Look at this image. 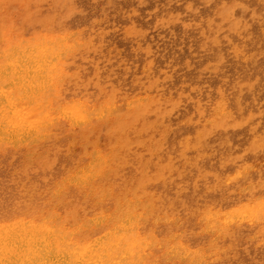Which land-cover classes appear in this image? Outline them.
<instances>
[{
    "label": "rangeland",
    "instance_id": "obj_1",
    "mask_svg": "<svg viewBox=\"0 0 264 264\" xmlns=\"http://www.w3.org/2000/svg\"><path fill=\"white\" fill-rule=\"evenodd\" d=\"M0 2V41L19 39L21 35V38L26 39L31 34L44 33L46 29L59 31L69 27L75 30L94 27L96 31L95 20L104 15L107 19L108 33L105 40L97 44L96 48L70 61L68 70L74 71L76 76L59 87L49 88L43 98L45 105L50 102L51 107L56 108L63 104L70 106L82 102L78 104L91 106L95 103L97 106L103 104V107H108L112 102L123 105L127 99L129 102H137L142 99V94L153 95L152 97L162 95V98H158L159 102L145 114L137 102L134 103L135 107L128 108V112L133 115H126L124 119L120 116L115 128L108 126L106 129L104 127L105 130H96L98 133L94 136H97L90 139L95 141L94 146L92 142V146H87L83 153L75 150L76 146L71 144L74 138L60 129L55 121L53 125L42 122L43 132L28 138L31 148H37L28 160L24 159L23 148L6 149L0 154V217H9L15 208L23 210L26 206L39 207L44 198L39 196L38 190L60 176L65 177V170L71 166L74 169L78 163L87 162L86 157H83L88 154L87 150L98 151L102 144L106 146L101 153L112 151L115 155L112 161L115 164H111L108 169L106 167L110 172L108 178L111 185H123L125 175L137 179L142 176L140 173L144 168L146 181L143 185L138 184L139 187L132 192L136 194L143 191L145 195L142 194V205H145L142 206V216L146 215L144 212L148 214L149 210H153L151 215L148 214L147 221L164 216L166 220L176 222L179 218L178 223L184 221L183 225L188 230L186 239L190 247L194 244L195 249L206 245L209 240L206 235H198L200 228L194 220L200 215L199 212L207 208L226 211L264 197L261 195L264 194V186L261 185L264 180V0ZM132 29L130 34H123V31L128 33ZM108 48L113 49V52ZM147 66L152 68L151 72L144 70ZM6 83L3 85L8 90L9 84ZM56 90L59 91L55 92ZM220 94L228 99L234 111V119L221 125L205 126L204 121L208 119L206 110ZM54 98L56 101L52 103ZM165 98H172V102L166 104L162 101ZM236 101L239 106H236ZM25 107L22 102L17 104V109L22 112ZM189 116L193 118V123L184 124ZM127 135L131 140L125 147L122 140ZM160 136H163L162 139ZM153 138L156 143L152 147V154L142 153L146 152V147L151 145ZM80 140L81 136L78 138ZM67 142H71L68 146L71 145L73 152L69 150L71 148H67ZM78 143L83 145L84 142ZM112 146L114 147L111 148ZM122 149L128 152L125 153ZM14 169H17L16 172ZM252 183L258 187L255 191L243 194L240 192L241 188L249 189ZM23 187L34 189L29 191ZM233 190L234 193L231 194ZM151 199H154L153 203ZM164 222L166 221H156V226L147 225L142 230L147 234L157 232L158 235H165V232L171 231L172 225ZM256 224L244 223L236 226L237 228L232 227L230 235L218 242L225 246L224 249L228 250L229 247L230 252L227 251L213 261L212 258L208 261L205 259L204 264H263L264 230L260 231L261 226ZM256 237L260 239L257 240ZM223 255L226 259H223Z\"/></svg>",
    "mask_w": 264,
    "mask_h": 264
},
{
    "label": "bare ground",
    "instance_id": "obj_2",
    "mask_svg": "<svg viewBox=\"0 0 264 264\" xmlns=\"http://www.w3.org/2000/svg\"><path fill=\"white\" fill-rule=\"evenodd\" d=\"M48 9H50V7ZM106 22L107 19L104 15L95 20L94 25L97 27L96 31L94 27H80L77 30L69 27L60 29L59 31L46 29L44 33H40L39 30L42 29H39V34L32 36L30 32L31 36H28L29 38L26 39L21 38L22 35L20 37L19 34V39L13 38L14 40L0 41V148L2 150L0 154L4 153L6 149L11 147L18 149L23 148L25 150L24 159L28 160L29 156L34 154L37 149L31 148V145L28 144V138H30L31 135H37L42 131V122L50 125L54 121L61 127L60 129H63L64 132L67 131L66 133L74 138L75 142L66 143L67 148H71V145L68 146L71 143L76 146L75 150L83 153L87 146H92L90 145L92 142L94 146L95 141H91L90 139L95 133H98L96 130L100 128L103 130L104 127L106 129L108 126L115 128L120 121V116H122V118L124 116L126 117V115L132 116L133 113L128 112V108L135 107L134 103L137 104L138 102V106H142V113L145 114V112H147L153 105L159 102L158 98H162V95L152 97L153 95L149 96L148 94H142V99L140 98L137 102H129L127 99V102L122 103L123 105H121L111 101L112 103L109 106L107 105L108 107H103V104L97 106L95 103L91 106H81V104H78L82 102L73 105L70 104V106L63 104L56 108H52L50 102L47 105L44 104V94L49 88L52 86L59 87L64 82L69 81L71 77L76 76L74 71L68 70L70 61L76 59L77 56L81 54L83 55L87 53L89 50L91 51L97 44L102 43L103 40H105L108 33ZM126 29H124V31ZM124 31L123 34L127 35L130 34L133 29L128 31V33ZM108 50L113 52V49L111 48H108ZM245 60H248V58H245ZM144 70L151 72L152 68H148L147 66ZM5 82H7L6 84H9V91L3 85ZM53 90H55V88H53ZM57 91L59 90H56L55 92ZM107 97H109V95ZM227 100L226 97L220 94V96L210 104L209 109L206 110V112H208V119H205L204 121L205 126H211V124H214L215 126L221 125L234 119V111ZM27 101H30L31 103L28 104L26 103ZM55 101L56 99L53 100L52 103ZM120 101L121 99L118 102ZM162 101L169 105L172 102V98H165L162 99ZM19 102L26 105L23 112L17 109V104ZM101 102L103 101L101 100ZM236 106H239L237 101ZM117 118H119V120ZM186 123L192 124L193 118L189 116V119H187L184 124ZM166 128L164 127V129ZM164 133H166V131H164ZM105 135L107 136V134ZM80 136L82 137V140L78 141ZM160 137L162 139L163 136ZM130 140V136L128 135L122 140L125 147L128 146ZM81 141L84 142L83 145L78 143ZM155 143L156 141L153 138V140H151V145L146 147V152L142 153L152 154V147ZM54 146H56L55 143ZM105 146L102 144L101 147L98 148V151L95 149H86L88 154H85L83 157H86L87 162H80V164L77 162L78 166H75L76 168L71 169L73 167L71 166V168L65 170V177L60 178V176L59 179H55L53 183L38 190L37 193L39 196L44 198L39 207H35L36 205L31 208L30 206H26L23 210L15 208L13 214L9 217H0V264H204L205 259L208 261L212 258L213 261L214 258H219L220 255L225 254L230 250L229 247L228 250L224 249L225 246L223 247L219 245L218 242L226 239L228 234L230 235L229 231L232 227L237 228L236 226L244 223H248L249 225H257L256 223H258L261 226L260 231L264 230V197H258L253 201L251 200L252 203L247 202L244 205H234L237 207H231L226 211L207 208L203 212H199L200 215H198L194 221H196V225L200 228L198 235H206L209 240L206 245L204 244V246L197 249L193 247L194 244L193 246L191 245L193 248L190 247L186 239L188 230H186L183 225L185 222L182 221L178 223V217L176 222L173 220H166V216L157 220L152 219L151 221H147L148 214L151 215L153 210H149L148 214L144 212L146 215L142 216V206H145L142 205V199H144L142 197L144 195L142 193L143 191H139L136 194L132 192H134V188L139 187L138 184L143 185L146 181L144 168L141 170L142 174L140 173V175L142 176H139L140 178L137 177V179H134L132 178L134 176L125 175V180H123L125 182L123 185H111L108 178L110 172H108L107 169L115 164L112 163L114 153H112V151L101 153ZM113 147L114 146L111 148ZM72 149L73 148L69 150ZM122 150L125 152L124 149ZM127 152L128 151L125 153ZM46 153L47 152H45V154ZM45 154H43V156ZM77 159H79V157ZM23 163H25V161ZM247 171L249 170L247 169ZM229 175L226 176L228 177ZM242 176H244V174ZM250 177L249 179H251ZM232 180L233 179H231V181ZM132 181H134L133 184ZM225 182L227 183V180ZM263 184L264 180L261 182L262 186H264ZM34 188H32V191ZM248 188L249 189L246 187L241 188L240 192H242V194L245 192H252L258 187L252 183ZM20 190L22 189L20 188ZM211 190L212 189H210V191ZM232 193H234V190L231 194ZM150 194L152 196V193ZM20 195H22V193ZM29 195H31L30 192ZM202 195H204V193ZM151 200L152 202H150L153 203L154 199ZM210 205L208 206L210 207ZM195 209L198 210L197 208ZM162 213L165 212L162 211ZM188 215L190 214L188 213ZM156 221L157 223L166 221L164 223H169L170 226L172 225L171 231L169 233L165 232V235H158L157 232H150L147 234L142 230V228L147 225L156 226ZM255 227L257 226H254V228ZM242 229L245 228L243 227ZM233 230L235 229L233 228ZM253 232H255V230ZM195 235L193 236L195 237ZM248 235H245V237ZM201 238H203V236ZM237 240H239V238ZM241 241L242 240L239 242ZM242 250L244 249L242 248ZM224 256L225 255H223V259H226ZM220 261L222 260L220 259Z\"/></svg>",
    "mask_w": 264,
    "mask_h": 264
}]
</instances>
